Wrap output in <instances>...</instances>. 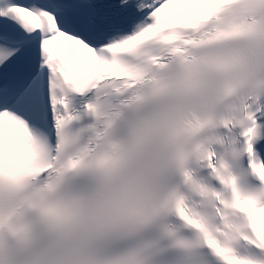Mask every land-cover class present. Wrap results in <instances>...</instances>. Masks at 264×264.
<instances>
[{
  "label": "snow or ice",
  "instance_id": "1",
  "mask_svg": "<svg viewBox=\"0 0 264 264\" xmlns=\"http://www.w3.org/2000/svg\"><path fill=\"white\" fill-rule=\"evenodd\" d=\"M257 73L264 0H0V264H264Z\"/></svg>",
  "mask_w": 264,
  "mask_h": 264
},
{
  "label": "clouds",
  "instance_id": "2",
  "mask_svg": "<svg viewBox=\"0 0 264 264\" xmlns=\"http://www.w3.org/2000/svg\"><path fill=\"white\" fill-rule=\"evenodd\" d=\"M176 70H177L178 72H180V71H182V68L178 66ZM257 76H258V78H260V79H264V74H262V73H257ZM223 116H224V113H223V112H216V113L209 114V115L207 116V119H209V120H213V119H222Z\"/></svg>",
  "mask_w": 264,
  "mask_h": 264
}]
</instances>
